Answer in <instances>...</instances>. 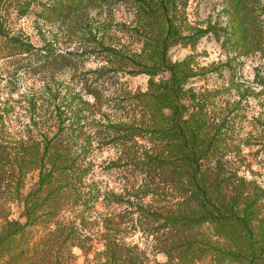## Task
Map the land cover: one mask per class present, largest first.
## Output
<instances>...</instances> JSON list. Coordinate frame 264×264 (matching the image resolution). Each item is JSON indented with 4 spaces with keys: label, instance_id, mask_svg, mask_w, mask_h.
I'll use <instances>...</instances> for the list:
<instances>
[{
    "label": "trees",
    "instance_id": "16d2710c",
    "mask_svg": "<svg viewBox=\"0 0 264 264\" xmlns=\"http://www.w3.org/2000/svg\"><path fill=\"white\" fill-rule=\"evenodd\" d=\"M152 2L154 22L129 36L131 44L141 43L140 53L119 42L102 45L110 69L92 73L93 84L119 71L145 74V91L117 90L121 97L98 122L92 117L99 103H85L76 114L62 106L57 115H43V131L34 120L41 116L31 114L34 129L25 128L12 153L0 152V264H71L73 248L85 264H264V188L241 171L244 147L264 154V101L241 137L238 111L190 87L195 73L189 61L167 57L170 46L203 32L182 37L174 22L176 0ZM45 58L47 65L68 64L60 53ZM53 129L52 147L41 152L42 142L29 135L42 132L44 140ZM93 141L115 149L104 167L118 174L112 187L92 175L87 180L90 168L72 157L75 148L84 158ZM32 172L36 188L23 196ZM37 201L44 202L41 210ZM10 204L22 206L17 219ZM136 233L166 262L150 260L140 243L127 242Z\"/></svg>",
    "mask_w": 264,
    "mask_h": 264
},
{
    "label": "rangeland",
    "instance_id": "374dc122",
    "mask_svg": "<svg viewBox=\"0 0 264 264\" xmlns=\"http://www.w3.org/2000/svg\"><path fill=\"white\" fill-rule=\"evenodd\" d=\"M1 3L0 152L12 153L16 143L25 138V128L34 129V120L38 131H43L46 120L43 115L50 112L57 115L56 110H62V106L76 114L85 108V103H99L98 112L92 117L98 122L101 115L110 113L108 108L121 97L120 91L146 90L149 76L145 74L130 76L119 71L93 84L96 76L92 73L108 68L103 58L106 53H101L102 45L119 42L140 53L141 43L131 44L129 36L134 29L154 22L149 18L156 7L152 0H1ZM176 3L174 22L180 26L182 37L195 31L203 33L191 42L170 46L168 59L172 63L189 61L195 73L188 82L190 87L203 89L222 106L227 104L238 111L244 121L241 135L244 137L249 129L247 122L261 112L258 104L264 101L260 95L264 91V0H176ZM59 53L66 59V67H61L57 60L46 64V56ZM163 76L166 75L161 74L155 80ZM31 114L41 118L33 120ZM38 131L34 130L29 138L42 142L41 152L47 151L57 130H50L44 140ZM29 148L33 146L30 144ZM74 149L72 157L90 168L87 180L95 176L94 180L102 187L117 184V172L104 169L116 157L113 146L93 141L92 151L84 158L76 157L81 154ZM258 150L254 146L242 149L241 171L248 180L264 188V154ZM37 180L36 172L26 177L23 196L36 188ZM43 204L37 201L36 208L41 210ZM97 210L102 208L97 206ZM21 212V205L10 204L12 219H17ZM138 240L136 233L127 242L140 243L150 260L166 262L163 254L152 255L143 240ZM72 253L71 264H85L79 249L73 248ZM91 258L92 255L87 261Z\"/></svg>",
    "mask_w": 264,
    "mask_h": 264
}]
</instances>
